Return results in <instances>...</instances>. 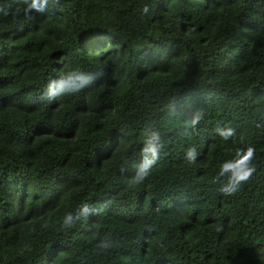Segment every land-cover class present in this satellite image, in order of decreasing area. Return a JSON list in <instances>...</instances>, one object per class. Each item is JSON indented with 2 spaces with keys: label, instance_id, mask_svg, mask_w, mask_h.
I'll use <instances>...</instances> for the list:
<instances>
[{
  "label": "trees",
  "instance_id": "trees-1",
  "mask_svg": "<svg viewBox=\"0 0 264 264\" xmlns=\"http://www.w3.org/2000/svg\"><path fill=\"white\" fill-rule=\"evenodd\" d=\"M73 70L95 79L42 99ZM149 129L164 147L133 187ZM248 146L256 172L225 196L220 165ZM83 204L100 211L65 229ZM0 264H264V0L0 15Z\"/></svg>",
  "mask_w": 264,
  "mask_h": 264
},
{
  "label": "clouds",
  "instance_id": "clouds-1",
  "mask_svg": "<svg viewBox=\"0 0 264 264\" xmlns=\"http://www.w3.org/2000/svg\"><path fill=\"white\" fill-rule=\"evenodd\" d=\"M48 4L49 0H4V2H0V15L7 17L23 13L25 16L30 17L33 11L43 12L48 7ZM143 11L144 13H148L149 8L145 6ZM94 79L95 77L90 73L76 70L66 72L59 79L52 80L49 83L47 92L42 96V99L54 100L60 96L78 93L91 84ZM203 117V111L197 110L190 121H185L186 127H195ZM216 131L224 140H229L236 135L235 129L231 127L217 128ZM163 147V140L159 130L149 129L141 149L140 162L136 164L135 174L130 179V186L134 187L146 180L159 160ZM185 155L190 162H195L199 153L195 147H191L186 151ZM255 155L256 149L253 146L237 148L235 149L234 157L220 165L217 180L221 177H227V180L221 183L219 188L220 193L225 196H231L239 191L242 184L252 178L256 172V167L253 164ZM99 211L100 209L83 204L75 214L68 213L63 218V227L65 229L74 227L82 217L86 218L91 214H98ZM98 247L106 249L111 247V244L105 240Z\"/></svg>",
  "mask_w": 264,
  "mask_h": 264
}]
</instances>
